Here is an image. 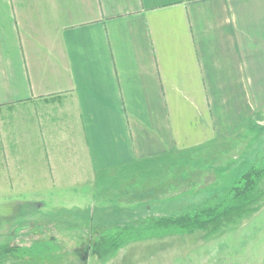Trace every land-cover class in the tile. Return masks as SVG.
<instances>
[{"label": "crops", "instance_id": "crops-1", "mask_svg": "<svg viewBox=\"0 0 264 264\" xmlns=\"http://www.w3.org/2000/svg\"><path fill=\"white\" fill-rule=\"evenodd\" d=\"M16 106L57 109L45 155L64 125L83 183L130 204L216 186L264 133V0H0V107ZM8 156L0 137V171Z\"/></svg>", "mask_w": 264, "mask_h": 264}, {"label": "rangeland", "instance_id": "rangeland-1", "mask_svg": "<svg viewBox=\"0 0 264 264\" xmlns=\"http://www.w3.org/2000/svg\"><path fill=\"white\" fill-rule=\"evenodd\" d=\"M52 111L0 107V137H5L9 153L0 171L1 264H264V206L241 225L207 239L201 231L142 239L125 244L112 257L109 242L117 226L151 224L164 215L178 216L205 206L249 167L264 163V133L252 128L247 154L218 169L219 174L225 168L228 171L216 186L163 200L147 199L146 189H140L141 201L136 198L139 202L130 204L134 199L122 195L119 184L100 187L98 177L83 183L82 173L76 171L84 164L83 157L64 152L66 145L60 139L64 125L54 130L60 132L54 140L59 141L58 156L45 155L50 145H42L35 137L40 135L42 117ZM64 111L59 109V115ZM80 142L75 140V152H82ZM20 145L26 155L19 154ZM50 175L59 178L56 187L45 186L50 182L44 179ZM145 176L150 179L153 173ZM19 177L21 182H11Z\"/></svg>", "mask_w": 264, "mask_h": 264}, {"label": "trees", "instance_id": "trees-1", "mask_svg": "<svg viewBox=\"0 0 264 264\" xmlns=\"http://www.w3.org/2000/svg\"><path fill=\"white\" fill-rule=\"evenodd\" d=\"M263 206L264 163L249 167L229 188L199 209L178 216L164 215L151 224L113 228L116 232L109 234L110 256L125 244L142 239L188 235L196 231H201L206 239L215 237L241 225Z\"/></svg>", "mask_w": 264, "mask_h": 264}]
</instances>
